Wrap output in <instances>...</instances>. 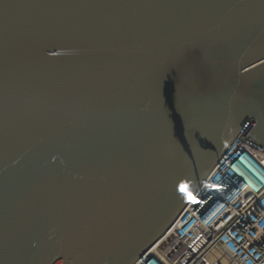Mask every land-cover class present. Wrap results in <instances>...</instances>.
Returning a JSON list of instances; mask_svg holds the SVG:
<instances>
[{"label": "water", "instance_id": "water-1", "mask_svg": "<svg viewBox=\"0 0 264 264\" xmlns=\"http://www.w3.org/2000/svg\"><path fill=\"white\" fill-rule=\"evenodd\" d=\"M241 134L264 0H0V264H137Z\"/></svg>", "mask_w": 264, "mask_h": 264}, {"label": "built area", "instance_id": "built-area-1", "mask_svg": "<svg viewBox=\"0 0 264 264\" xmlns=\"http://www.w3.org/2000/svg\"><path fill=\"white\" fill-rule=\"evenodd\" d=\"M240 161L256 176L237 178ZM223 167L137 264H264V154L237 151Z\"/></svg>", "mask_w": 264, "mask_h": 264}, {"label": "bare ground", "instance_id": "bare-ground-1", "mask_svg": "<svg viewBox=\"0 0 264 264\" xmlns=\"http://www.w3.org/2000/svg\"><path fill=\"white\" fill-rule=\"evenodd\" d=\"M241 150H249L253 153L263 155L261 151H255L254 148H252L250 145H248L246 142L243 141V134H241L235 141L234 143L229 146L228 151L225 153L221 161L218 163V165L215 167L214 171L211 173L210 176H216L218 173H220L222 176H225L227 174V169L224 168V163H226L231 157L237 152ZM237 178L245 181L246 179L248 180L250 176H256L255 171L252 167H250L248 164L243 163L240 161L237 163L232 169H231ZM209 176V177H210ZM228 176V175H226ZM229 181L231 179H228Z\"/></svg>", "mask_w": 264, "mask_h": 264}, {"label": "snow or ice", "instance_id": "snow-or-ice-1", "mask_svg": "<svg viewBox=\"0 0 264 264\" xmlns=\"http://www.w3.org/2000/svg\"><path fill=\"white\" fill-rule=\"evenodd\" d=\"M183 190V189H182Z\"/></svg>", "mask_w": 264, "mask_h": 264}]
</instances>
